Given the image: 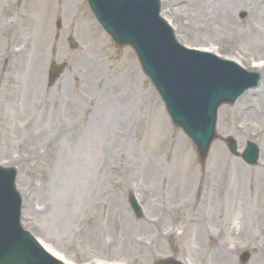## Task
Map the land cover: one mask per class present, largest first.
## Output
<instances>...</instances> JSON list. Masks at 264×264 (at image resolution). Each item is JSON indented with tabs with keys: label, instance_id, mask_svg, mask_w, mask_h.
Wrapping results in <instances>:
<instances>
[{
	"label": "rangeland",
	"instance_id": "374dc122",
	"mask_svg": "<svg viewBox=\"0 0 264 264\" xmlns=\"http://www.w3.org/2000/svg\"><path fill=\"white\" fill-rule=\"evenodd\" d=\"M162 13L183 44L232 57L263 77L258 88L220 108L221 138L204 164L172 125L133 50L113 45L85 0H0V162L18 169L23 224L72 264H153L170 256L186 264H242L245 250L252 254L246 264H264L263 204H252L245 192L234 206L227 196L237 173L253 185L264 180V114L255 102L264 97L257 93L264 89V65L257 63L264 48L256 60L240 53L248 48L242 31L264 30V0H162ZM52 60H65L67 69L49 85ZM35 69L43 83L26 89ZM79 79L89 112L79 131L57 134L63 119L66 128L82 113ZM230 136L241 150L248 140L259 145L257 164L231 154L224 142ZM172 171L177 179L166 190L159 174ZM130 191L143 207L141 218ZM184 196L194 207L173 213L170 206Z\"/></svg>",
	"mask_w": 264,
	"mask_h": 264
},
{
	"label": "water",
	"instance_id": "95a60500",
	"mask_svg": "<svg viewBox=\"0 0 264 264\" xmlns=\"http://www.w3.org/2000/svg\"><path fill=\"white\" fill-rule=\"evenodd\" d=\"M88 1L114 43L119 47L131 45L138 52L173 122L183 128L204 160L217 136L216 106L234 101L244 90L256 86L258 79L245 82L240 78L243 71L234 63L177 44L159 17V0ZM229 146L238 154L232 139ZM244 157L256 163L258 149L254 144L250 143ZM16 173V168L0 166V264H63L24 231ZM130 201L140 216L141 209L133 195ZM155 264L179 263L165 259Z\"/></svg>",
	"mask_w": 264,
	"mask_h": 264
},
{
	"label": "bare ground",
	"instance_id": "6f19581e",
	"mask_svg": "<svg viewBox=\"0 0 264 264\" xmlns=\"http://www.w3.org/2000/svg\"><path fill=\"white\" fill-rule=\"evenodd\" d=\"M204 1L205 0H198V3L201 4ZM255 28L257 29V31L253 28V30L250 29V31H246L245 30V31L241 32L242 43L246 44L247 45L246 47H248L250 49L251 48L254 49L253 53H251L252 50H250L248 48H245L244 45H243L242 46L243 48H242V50H240V53H241V55H242V57L244 59L245 58L249 59V58L253 57L252 59L256 60L257 57H260L261 55H263V53H259V52H256V51L259 50L260 48H264V30H263V28L261 29L260 27H257V26ZM256 37H258L259 39L261 38V41L257 40ZM248 41H251V43H248ZM40 71H41L40 69H35V78L30 80L29 88H33L36 84L37 85L42 84V79H38L37 78L39 76V72ZM119 75L123 76L124 73L123 72L119 73L118 76ZM125 86L127 87L126 83H125ZM262 91H264V89H261L257 93H260ZM255 102L257 103V105L259 107L258 115H261L262 113L264 114V97H263V99L260 100V102H258V99H255ZM88 112H89V108L84 110V114L82 116L83 122L86 119ZM148 164H150V162H147L146 166ZM144 169H145V167H144ZM146 171H149V168ZM154 171H155L156 176H158V171L159 170L157 171V169L154 167ZM176 174H177V172H175V171H172L169 174H167V173L161 174V172H160L159 176L162 177L161 182H167V184L169 185L166 188V190L170 187L171 184H174L176 182V179H177V175ZM152 175L154 176V173H152ZM233 177H234V180L231 182V185L229 187L228 194H227L229 201H231V203L234 206L240 205L239 204L240 203L239 199L242 198L245 195L244 193L246 192L247 195H245V197L248 200H251L252 204H256L258 206V205H260V203H262L263 204V208H264V180L263 181H255L256 183L253 185V183L251 184L250 181H248L249 183H247L245 181L247 178L245 177L244 173H241V172L237 173ZM246 185H248L247 188H246ZM162 187H164V185H162ZM192 189H194V187ZM165 191H164V196L166 194ZM194 203H195V201H194ZM163 204H167V203H163ZM192 204L193 203H191L189 201V197L187 198V197L184 196V197H182V199L179 202H173L169 209L173 213L182 212V211L184 212V211H186V210H188L190 208H193L194 205H192ZM252 206H255V205H252ZM163 208H164V206H163ZM249 210L252 211L251 217L253 216L255 222L257 224H259L260 221H259L258 214L255 213V212L253 213V210H251V209H249ZM236 212H237V209H231L230 210V212H229V220H234V218L236 219L238 217V213H236ZM219 216L220 217L223 216L224 219H222L221 222L222 223H223V221L225 222L226 213L224 214V212L221 211L219 213ZM229 220H228V222H229ZM207 229H208V227L205 229L207 231V235L209 237L210 236L213 237L214 233H212L210 231V229H208V230ZM222 236H223V233L222 234L220 233V234H217V236H214V237H216L215 238L216 242L219 241L222 238ZM223 248H224V251L227 252L225 243L223 244ZM220 254H222L221 262L225 263L226 262L225 261V257H227V255H225L224 252H220Z\"/></svg>",
	"mask_w": 264,
	"mask_h": 264
}]
</instances>
